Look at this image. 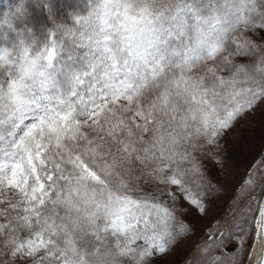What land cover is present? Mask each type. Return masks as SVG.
Wrapping results in <instances>:
<instances>
[{
	"label": "snow or ice",
	"instance_id": "6c2138e0",
	"mask_svg": "<svg viewBox=\"0 0 264 264\" xmlns=\"http://www.w3.org/2000/svg\"><path fill=\"white\" fill-rule=\"evenodd\" d=\"M71 7L0 15V264H157L224 199L183 264H264V0Z\"/></svg>",
	"mask_w": 264,
	"mask_h": 264
},
{
	"label": "rangeland",
	"instance_id": "374dc122",
	"mask_svg": "<svg viewBox=\"0 0 264 264\" xmlns=\"http://www.w3.org/2000/svg\"><path fill=\"white\" fill-rule=\"evenodd\" d=\"M245 129H237L236 136L239 137V143L236 145V151L239 153L240 169L239 172H243L245 164L251 162L254 156H257L262 147H264V124L261 123L259 115L254 120L245 121ZM217 179L224 183V174L220 172L217 174ZM236 181L234 180V183ZM228 193L233 191L232 184H226ZM259 190H257L258 199ZM237 203L240 205V214H250V207L255 208L254 200L249 201L246 199V194L243 197L237 199ZM228 200H220L215 202L208 212V215L202 218H192V223L195 228V234L189 239L181 243L175 251H172L168 255L160 256L157 259V264H183L185 252L188 250V246L196 241L199 235L208 228V225L214 223L215 218L220 216L224 211H233V209L227 208ZM235 254V253H233Z\"/></svg>",
	"mask_w": 264,
	"mask_h": 264
},
{
	"label": "trees",
	"instance_id": "16d2710c",
	"mask_svg": "<svg viewBox=\"0 0 264 264\" xmlns=\"http://www.w3.org/2000/svg\"><path fill=\"white\" fill-rule=\"evenodd\" d=\"M66 3H71L73 7L65 9L60 15V21L70 22V18L74 14L87 15L92 6V0H59L61 8H64ZM13 7V0H0V15L8 13L9 9ZM51 27V25H49ZM62 86L67 89L70 87V82L67 77H62ZM245 121L238 126L240 129H245ZM237 128V129H238ZM259 199V196L257 197Z\"/></svg>",
	"mask_w": 264,
	"mask_h": 264
}]
</instances>
